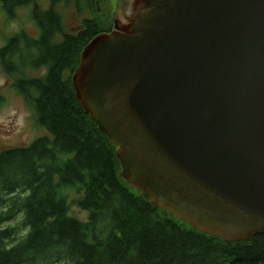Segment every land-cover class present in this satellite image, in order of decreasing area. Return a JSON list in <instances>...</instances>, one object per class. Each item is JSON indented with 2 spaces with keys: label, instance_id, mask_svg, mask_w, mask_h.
Masks as SVG:
<instances>
[{
  "label": "water",
  "instance_id": "obj_1",
  "mask_svg": "<svg viewBox=\"0 0 264 264\" xmlns=\"http://www.w3.org/2000/svg\"><path fill=\"white\" fill-rule=\"evenodd\" d=\"M128 1L71 78L118 176L198 231L264 233V0Z\"/></svg>",
  "mask_w": 264,
  "mask_h": 264
},
{
  "label": "trees",
  "instance_id": "obj_2",
  "mask_svg": "<svg viewBox=\"0 0 264 264\" xmlns=\"http://www.w3.org/2000/svg\"><path fill=\"white\" fill-rule=\"evenodd\" d=\"M25 1H9L10 12ZM32 14L39 36L24 29L6 38L0 67L48 134L0 150V264H264V233L230 242L198 231L154 209L118 176L115 147L71 81L91 30L58 43L64 30L54 4ZM41 63L46 75L27 73ZM72 206L87 219L72 215Z\"/></svg>",
  "mask_w": 264,
  "mask_h": 264
},
{
  "label": "rangeland",
  "instance_id": "obj_3",
  "mask_svg": "<svg viewBox=\"0 0 264 264\" xmlns=\"http://www.w3.org/2000/svg\"><path fill=\"white\" fill-rule=\"evenodd\" d=\"M41 1V0H40ZM72 0H54L55 9L63 15V21L69 24L70 10L73 6ZM106 0H101V4H105ZM111 3L114 0H110ZM11 6V4H9ZM8 4L0 1V46L5 42V36H11L20 28L27 30L28 34L32 31V22L30 11L28 8L13 7L12 13H6L3 9ZM112 8L111 4L109 8ZM66 24V23H65ZM66 29V26H65ZM30 69L39 76L41 69L39 65L32 66ZM48 132L41 127H37L34 121V115L23 97L15 93L11 87L8 77L3 73L0 67V150L25 146L32 142L36 137ZM70 213L81 219H87L88 211L82 210L76 206L71 207Z\"/></svg>",
  "mask_w": 264,
  "mask_h": 264
},
{
  "label": "flooded vegetation",
  "instance_id": "obj_4",
  "mask_svg": "<svg viewBox=\"0 0 264 264\" xmlns=\"http://www.w3.org/2000/svg\"><path fill=\"white\" fill-rule=\"evenodd\" d=\"M9 1H12V0H3V3L8 4ZM53 4H54V0H41V1L40 0H26L24 3L22 2L21 4L16 6L18 8L19 7L28 8L30 11V16L32 19V22L30 24L32 25V31H31V34L29 32V35L31 37L37 38L40 34V28L37 26V23L33 20L32 13L36 11L37 9H42V8L49 10L50 8H52ZM111 4L113 5V7L109 8ZM9 7L10 5L8 4V6L4 8L3 10L6 13H12L10 12ZM128 7H129L128 0H120V3H119V0L117 1L114 0L113 3H111L110 0H106L105 4H101V0H80L79 7L74 5L72 6L70 10L69 16L72 19L70 24L67 21H63V15L61 13L59 14V21H61V23L63 22L62 29L64 31H60V33H58V36L55 38V41L58 43H62L64 41L65 35L70 36V37H76V36H79L80 34L86 33L88 29L91 30L89 31L90 33L93 34V36L101 32H109L110 30L113 29L115 20L118 18L119 14L126 12ZM53 12L55 14V11ZM65 26H66V29H65ZM23 30L24 28H20L16 32L22 33ZM11 36H7V35L5 36L4 44L6 43V38H9ZM4 44H2V46ZM83 46L80 49H78V52L76 53V55L80 56V52ZM42 58L43 57H41V59ZM46 61L47 60H45L44 63ZM30 67H32V65H29V67L27 68V73L31 75L35 74L33 72L34 70L30 69ZM39 67L41 69V74L39 76L37 75H33V76L40 77V76H44L47 74L49 70L48 68L49 66L47 64L41 63ZM69 74H70L69 68H64L60 73L61 76H68Z\"/></svg>",
  "mask_w": 264,
  "mask_h": 264
}]
</instances>
